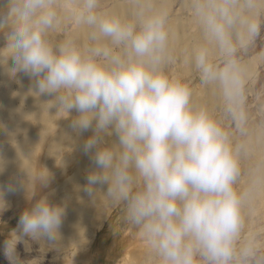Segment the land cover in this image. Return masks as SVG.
<instances>
[{
	"label": "clouds",
	"instance_id": "obj_1",
	"mask_svg": "<svg viewBox=\"0 0 264 264\" xmlns=\"http://www.w3.org/2000/svg\"><path fill=\"white\" fill-rule=\"evenodd\" d=\"M183 7L188 33L174 0H0V58L60 117L75 110L73 131L92 130L84 191L119 210L128 264H264L251 228L264 205V0ZM24 167L31 198L48 174ZM63 214L46 198L24 211L11 264L23 236L57 240Z\"/></svg>",
	"mask_w": 264,
	"mask_h": 264
},
{
	"label": "bare ground",
	"instance_id": "obj_2",
	"mask_svg": "<svg viewBox=\"0 0 264 264\" xmlns=\"http://www.w3.org/2000/svg\"><path fill=\"white\" fill-rule=\"evenodd\" d=\"M179 1L174 0V6ZM183 3L180 12H187ZM173 20L179 32H191L186 19ZM5 46L6 38L0 37V49ZM35 80L17 70L11 57L0 58V167L3 169L0 171V193L5 206L16 197L18 201L28 199L29 180L24 165L45 170L51 182L59 183L46 199L64 209L56 249L72 246L83 249L88 236L93 235L87 229L94 225L95 214L102 216L105 210L99 197L93 198L84 191L87 175L94 165L83 151V142L92 135V130L81 134L73 131L71 120L78 113L73 110L68 118L60 117L55 106L47 107L53 96L35 94ZM110 139L113 138L106 137V140ZM96 188L105 192L107 185ZM5 206V210L9 208ZM37 241L44 249L51 247L46 237Z\"/></svg>",
	"mask_w": 264,
	"mask_h": 264
},
{
	"label": "rangeland",
	"instance_id": "obj_3",
	"mask_svg": "<svg viewBox=\"0 0 264 264\" xmlns=\"http://www.w3.org/2000/svg\"><path fill=\"white\" fill-rule=\"evenodd\" d=\"M183 1H179L174 6L173 18L186 19L188 29L192 31L189 13L180 12ZM179 12L180 14H178ZM0 37H2V40L5 38L3 35H0ZM19 177L22 178L21 174ZM58 185L59 183L55 184L47 178L43 183L36 186L31 198H28V195L26 197L28 199L24 198L25 200L18 201L16 197L10 200L9 206L4 205L5 208H9L6 210L3 208L4 211L0 210L3 211L0 213V264H11L5 254L6 241L13 231L17 235H20L19 220L23 212L29 210L37 200L47 198L49 192ZM16 201L17 203H13ZM51 205L54 206L55 203ZM263 206L261 205L258 208L257 214L251 221L252 224L254 223L251 225L253 226L252 230L262 235H264ZM119 215L118 209L112 212L104 210L102 216L95 214L93 218L94 225L87 229L93 235L88 236V243L84 245L83 249L75 246L65 250L56 249L58 247L56 244L58 240L49 241L48 239L51 247L44 249L37 239H33L30 236H23L16 245L15 256L17 264H32L33 261L36 264H128L129 254L135 248L136 242L123 230V224L118 223ZM103 221L104 223H102ZM100 225H102L101 228H99Z\"/></svg>",
	"mask_w": 264,
	"mask_h": 264
}]
</instances>
